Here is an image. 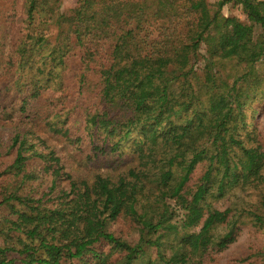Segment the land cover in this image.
<instances>
[{"label": "trees", "instance_id": "obj_1", "mask_svg": "<svg viewBox=\"0 0 264 264\" xmlns=\"http://www.w3.org/2000/svg\"><path fill=\"white\" fill-rule=\"evenodd\" d=\"M60 4L0 0V264H217L244 217L264 225L247 115L264 0ZM227 59L247 67L231 82ZM234 189L258 191L255 210L207 202ZM248 251L229 264H264V245Z\"/></svg>", "mask_w": 264, "mask_h": 264}, {"label": "rangeland", "instance_id": "obj_2", "mask_svg": "<svg viewBox=\"0 0 264 264\" xmlns=\"http://www.w3.org/2000/svg\"><path fill=\"white\" fill-rule=\"evenodd\" d=\"M77 0H61L60 10L66 11L72 6L75 5ZM211 10L216 9L215 4L217 0H209ZM221 13L224 16H236L238 19L243 20L244 14L239 6L233 5L232 3L226 4L221 8ZM254 35H258L261 32V29L257 26H254ZM199 52L201 55H205V46L202 44ZM198 67L203 65V60L200 58L196 63ZM255 71L259 74V78H264V57L255 63ZM217 68L219 70V75L221 79H226L231 82L236 76L243 74L247 67L245 64L238 63L234 59H227L218 62ZM225 77V78H224ZM264 98L263 100H256L250 108L247 109V115L249 123H253L257 127V131L261 135L262 140L264 141ZM4 135L9 134V129L6 127L3 129ZM3 135V137H4ZM62 150L71 166L72 169H80L82 166L83 160L74 153V149L64 146L60 141L56 142ZM241 191L236 189L232 190L229 194L225 195L222 198H207V202L211 206L224 208L226 206H231L233 208H252L255 210L256 202L258 199V191L244 192L240 194ZM247 193V194H245ZM258 212L264 214V209H257ZM264 217V215H263ZM264 245V225L262 227L253 225L250 219L243 218V225L237 237V241L230 245L223 253L218 255L217 264H229L238 257L245 256L250 246ZM258 259V257H257Z\"/></svg>", "mask_w": 264, "mask_h": 264}]
</instances>
